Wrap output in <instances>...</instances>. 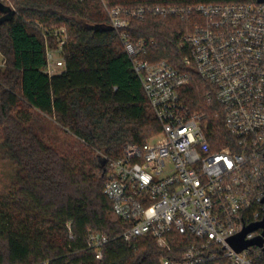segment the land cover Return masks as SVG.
Instances as JSON below:
<instances>
[{
    "label": "trees",
    "instance_id": "1",
    "mask_svg": "<svg viewBox=\"0 0 264 264\" xmlns=\"http://www.w3.org/2000/svg\"><path fill=\"white\" fill-rule=\"evenodd\" d=\"M230 1L239 0H0V136L17 168L12 190L0 192V264H160L166 253L151 235L118 236L125 225L113 218L103 194L104 158H119L127 144L141 145L160 130L105 6ZM193 22L148 14L131 18L125 31L146 41L141 59L181 66L186 54L177 38L192 31ZM50 25L64 26L67 34L64 69L51 76L46 45L54 47L43 39L53 38ZM207 89L194 76L184 99L206 111L207 137L218 149L231 139L219 105L205 98ZM33 113L74 136L71 149L44 140ZM89 232L110 237L100 259L85 244ZM254 264H264V252Z\"/></svg>",
    "mask_w": 264,
    "mask_h": 264
},
{
    "label": "built area",
    "instance_id": "2",
    "mask_svg": "<svg viewBox=\"0 0 264 264\" xmlns=\"http://www.w3.org/2000/svg\"><path fill=\"white\" fill-rule=\"evenodd\" d=\"M105 8L160 126L155 138L127 144L119 158H104L103 194L125 225L118 236L129 241L151 235L166 253L160 264H254L264 252V234L261 246L241 250L230 239L264 218V2ZM148 14L193 18V30L177 38L186 54L181 66L139 57L148 45L133 41L125 28L131 18ZM51 33L61 51L65 27ZM63 69V58L46 45L45 72ZM194 76L208 84L206 100L219 105L231 139L224 147L211 145L206 111L184 99ZM109 240L104 232H89L85 244L100 259Z\"/></svg>",
    "mask_w": 264,
    "mask_h": 264
},
{
    "label": "rangeland",
    "instance_id": "3",
    "mask_svg": "<svg viewBox=\"0 0 264 264\" xmlns=\"http://www.w3.org/2000/svg\"><path fill=\"white\" fill-rule=\"evenodd\" d=\"M7 3L8 0H5ZM50 31H57L61 28V25L48 26ZM42 30L43 28L40 27ZM44 31V30H43ZM46 44H52L54 48H50L51 53L55 57H62L59 51V41L56 36L53 35L52 39L43 38ZM2 62V56L0 54V64ZM33 124L38 134L47 142L54 144L58 148L69 151L76 142L75 137L65 132L53 119L43 116L42 114L33 113ZM157 133L150 135L146 141L155 138ZM103 157L102 155L99 158ZM17 168L10 160L5 148L2 145V137L0 136V192L7 193L12 190V186L15 184ZM114 218V216H113Z\"/></svg>",
    "mask_w": 264,
    "mask_h": 264
},
{
    "label": "water",
    "instance_id": "4",
    "mask_svg": "<svg viewBox=\"0 0 264 264\" xmlns=\"http://www.w3.org/2000/svg\"><path fill=\"white\" fill-rule=\"evenodd\" d=\"M257 1L258 2H264V0H257ZM0 5H1V3H0ZM102 163L104 164V161H102ZM263 201H264V198H263ZM257 228H262L261 234L255 236L252 239H245L244 238V236L247 232L253 231ZM263 234H264V218L259 222H256V223H253V224L246 226L241 232H239L238 234L233 236L230 239V242H231V245L237 250H241L248 245L261 246ZM263 250H264V247H263Z\"/></svg>",
    "mask_w": 264,
    "mask_h": 264
},
{
    "label": "crops",
    "instance_id": "5",
    "mask_svg": "<svg viewBox=\"0 0 264 264\" xmlns=\"http://www.w3.org/2000/svg\"><path fill=\"white\" fill-rule=\"evenodd\" d=\"M1 64H2V62H1ZM1 64H0V65H1Z\"/></svg>",
    "mask_w": 264,
    "mask_h": 264
}]
</instances>
